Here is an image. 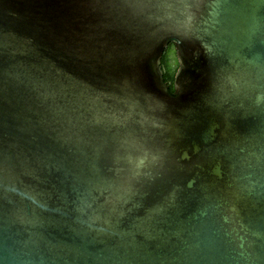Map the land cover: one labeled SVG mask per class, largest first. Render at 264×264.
<instances>
[{
  "label": "water",
  "instance_id": "obj_1",
  "mask_svg": "<svg viewBox=\"0 0 264 264\" xmlns=\"http://www.w3.org/2000/svg\"><path fill=\"white\" fill-rule=\"evenodd\" d=\"M0 264H264V0H0Z\"/></svg>",
  "mask_w": 264,
  "mask_h": 264
},
{
  "label": "flooded vegetation",
  "instance_id": "obj_2",
  "mask_svg": "<svg viewBox=\"0 0 264 264\" xmlns=\"http://www.w3.org/2000/svg\"><path fill=\"white\" fill-rule=\"evenodd\" d=\"M173 47H174V45L172 43L169 44V46L165 49L164 54H163V58H162L164 78L172 90L174 89V86H173L174 77L169 72V62H168L169 59L166 57V52H167L168 48H173ZM174 49H175V47H174Z\"/></svg>",
  "mask_w": 264,
  "mask_h": 264
},
{
  "label": "rangeland",
  "instance_id": "obj_3",
  "mask_svg": "<svg viewBox=\"0 0 264 264\" xmlns=\"http://www.w3.org/2000/svg\"><path fill=\"white\" fill-rule=\"evenodd\" d=\"M166 57L169 59V72L170 74L174 77L177 68H178V60L176 57V51L173 48H168L167 52H166Z\"/></svg>",
  "mask_w": 264,
  "mask_h": 264
}]
</instances>
